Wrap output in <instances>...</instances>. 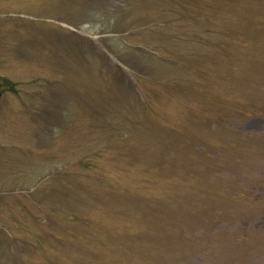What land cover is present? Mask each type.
<instances>
[{"label": "rangeland", "instance_id": "obj_1", "mask_svg": "<svg viewBox=\"0 0 264 264\" xmlns=\"http://www.w3.org/2000/svg\"><path fill=\"white\" fill-rule=\"evenodd\" d=\"M0 8L25 12L22 15L39 20L64 17L70 25L78 23L81 33L89 36L64 39L53 25L40 21L0 22L5 45L4 57H0V74L13 83L18 82L17 89H20L19 94L0 98V142L27 143L35 147L40 138L47 140L48 125L56 126V132L48 136L56 151L45 159L59 160L60 165L67 161V155L74 157L79 153L77 147L78 153L71 152V147L84 143L93 145L101 134H110L111 142L124 144L123 148L113 151L116 159L124 157L123 162H115L116 170L112 164L106 170L100 163L90 171L93 174L107 172L110 187L118 189L122 196L125 194L119 189L130 192L129 197L121 198L123 209L105 218L104 214L109 213V209L112 211L115 204L110 197L109 203L91 206L93 211L86 213L84 202L90 200L83 196L84 213L76 215L74 220L82 224L91 222L90 229L80 234L62 233L58 248L63 254L59 255L52 243L45 240L48 258L58 255L54 257L55 263L64 264H89V258H95L97 264L101 261L103 264H145L146 260L158 257L161 245L160 251L166 252L171 259L177 256L173 264H222L227 258L232 264H243L242 259L249 263L254 254L264 250V234H261L264 233V0H0ZM54 23L60 25L58 21ZM121 31L116 41L108 40L107 43L113 54L125 59L143 80L144 96L150 101L149 106L144 107L150 108L154 103L150 110L141 106L126 81L115 80L113 75L105 74L103 67H98L100 54H95L93 49L96 43L102 44L107 37L117 36ZM63 34L72 35L67 31ZM122 39L134 46L154 47L157 54L148 55L140 50L138 56L139 51L134 48L129 51ZM59 40L87 53L66 48ZM223 41L230 42L224 47ZM196 54L211 57L193 64L200 71V79L208 81L203 85L192 83L194 74L189 70L188 64ZM161 56L182 59L184 64H171ZM113 62L106 61V64L112 66ZM207 67L214 71H206V75L204 68ZM62 73L67 76L65 84L57 83L54 88L46 85V77L58 79ZM255 84L262 87L261 92ZM199 86L208 88L204 93L199 91ZM46 90L49 92L42 98L40 93ZM254 105L260 117H246L239 126H234L233 121L241 118V114L245 117L255 112L241 110L252 109ZM97 111L102 116L101 127L91 117ZM212 117L226 124L212 129L209 127ZM165 124L169 129L161 127ZM107 126L111 129L104 128ZM238 127L241 136L234 131ZM190 138L197 139V143L231 149V155L226 158L229 166H225L228 178L235 175L234 164H241L242 176L229 181L233 186H225L228 192L235 187L241 192L240 202L234 199L236 196L226 200L233 203L225 207L226 223L217 222L222 215L219 203L227 194L221 195L216 190L217 180L212 179L216 166L209 161V156H204L208 153L202 156L185 146L184 141L188 139L190 143ZM97 140L96 147L106 143L103 135ZM8 153V157L0 156L1 188H15L14 181L26 175L29 177L26 185L33 186L40 174L51 169L47 165L50 160L45 164L20 152ZM175 153L192 159L189 163L199 164L200 173L214 171L209 182L215 188L210 190L211 206L208 205L205 212L210 234L203 237L204 232L199 231L193 241L179 240L177 235L165 238L167 231L160 229L155 221L159 219L151 211L145 212L148 222H143L140 212L148 209V202H135L131 210L127 205L132 193L138 199L150 201L154 208L158 207L155 201L169 192V187H165L169 182L158 178L157 169L162 164L170 167ZM140 154L145 157L140 158ZM73 157L69 159L76 162ZM75 170L69 179L63 180L74 182L76 179L71 177ZM253 175L263 176L257 179L259 191L248 179ZM107 176L104 173L102 177ZM41 190V194L48 192L45 188ZM83 191L88 196L91 193L101 195L102 191L107 195L113 193L109 188L89 182L83 186ZM59 201L67 203L65 197L59 196ZM70 203H74L72 196ZM23 206L5 207L2 215L9 221L21 223V237L30 239L26 264H50L47 259L43 260L45 255L40 248L36 249L32 243L39 240L40 230L26 216ZM163 208L166 214L173 216L171 209ZM203 214L195 211L196 220L192 223L195 228L203 225ZM0 228L3 234L13 237L11 226L0 225ZM169 230L181 233L183 229L169 227ZM140 232L162 234L163 239L161 243L148 240L141 245L136 240ZM31 234L34 237L30 238ZM9 246L0 241V264H15L8 254ZM187 254L190 259L180 258Z\"/></svg>", "mask_w": 264, "mask_h": 264}]
</instances>
